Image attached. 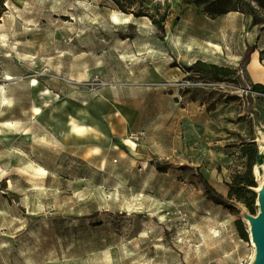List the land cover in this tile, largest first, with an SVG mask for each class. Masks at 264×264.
I'll return each mask as SVG.
<instances>
[{
    "label": "rangeland",
    "instance_id": "obj_1",
    "mask_svg": "<svg viewBox=\"0 0 264 264\" xmlns=\"http://www.w3.org/2000/svg\"><path fill=\"white\" fill-rule=\"evenodd\" d=\"M201 1L0 0V264H255L261 191L254 211L228 193L250 142L264 173V93L247 69L264 25L240 59L205 61L235 74L187 71L175 55L201 37L188 8L215 0ZM119 106L137 115L110 133ZM71 124L96 159L65 149Z\"/></svg>",
    "mask_w": 264,
    "mask_h": 264
},
{
    "label": "crops",
    "instance_id": "obj_2",
    "mask_svg": "<svg viewBox=\"0 0 264 264\" xmlns=\"http://www.w3.org/2000/svg\"><path fill=\"white\" fill-rule=\"evenodd\" d=\"M189 11H192L194 16L200 21L199 28L201 37L196 39L193 36L191 37L192 39H188L185 43L186 48H184V51L183 48H180L179 54L175 55L176 58H179L180 61L187 65H191L198 59L203 61L210 60L213 63H217L216 61L227 59L226 57L228 56L230 58L236 57L238 60L246 50L247 44L253 46L256 43L255 40L259 38V34L262 33L260 27H263V25L254 26L252 24L253 16L248 13L232 10L215 18H211L197 6L190 5L188 8ZM178 33L182 35V32ZM170 35H173V33H170ZM254 52L258 53L259 60L264 64V55H260V50L256 48ZM254 52L252 53L251 60ZM247 69L254 83L264 84V73L262 71H255L249 68V63ZM118 110H122L127 119H122L117 114ZM118 110L115 113L117 117L114 114L111 116V120L116 123L117 121L121 123L119 126L113 125V123L110 126L107 125L110 133H121L122 131L128 130L130 123L137 115V110L129 106H119ZM65 149L75 155L85 157L81 147L80 149H76L77 151H73L70 147H65ZM83 149L87 148L84 147ZM262 161L263 158H260L258 162Z\"/></svg>",
    "mask_w": 264,
    "mask_h": 264
},
{
    "label": "trees",
    "instance_id": "obj_3",
    "mask_svg": "<svg viewBox=\"0 0 264 264\" xmlns=\"http://www.w3.org/2000/svg\"><path fill=\"white\" fill-rule=\"evenodd\" d=\"M118 6L122 7L125 11L128 7H131L133 0H113ZM187 3H196L201 4V0H186ZM259 6L264 9V0H256ZM2 5H4V0H2ZM233 3V0H215L212 5L206 6L203 8V11L209 14L212 17L219 16L229 11L236 10L243 13H248L253 16L252 24L255 25H264V16L259 15L254 6L250 2H245L244 0H235L232 8H224L222 5H227ZM2 16V11H0V17ZM154 22L157 23V20L153 17ZM253 49H248L245 52L244 59H249ZM185 70L191 71L196 70L200 73H212L215 71L223 77H228L232 74H235V69L228 66H219L217 64H209L201 59H198L189 66H184ZM253 91L258 93H264V84L262 83H253ZM242 151L247 155V173L240 179L234 178V181L230 185V190L228 193L229 198L235 197L238 200H244L248 202V206L254 211L253 203L257 198L258 193L255 188L258 184L255 180L253 174V167L256 164V143L250 142L248 146L243 147ZM200 180L204 185L206 195L212 199L217 204L226 205L225 196L222 193H219L214 186L208 181L203 173L199 174ZM240 225V229L243 231V224L240 219L236 221Z\"/></svg>",
    "mask_w": 264,
    "mask_h": 264
},
{
    "label": "bare ground",
    "instance_id": "obj_4",
    "mask_svg": "<svg viewBox=\"0 0 264 264\" xmlns=\"http://www.w3.org/2000/svg\"><path fill=\"white\" fill-rule=\"evenodd\" d=\"M115 18H117V15H115ZM249 68L254 69L255 71H262L264 73V64L262 63V61L259 60L257 52H254V54H253V58H252L251 62H249ZM43 78H45V76ZM11 79H14V77L10 74H8L5 77V80H11ZM259 79H261V78H259ZM97 87H99V86H97ZM3 96H4V100H6L7 95L4 93ZM117 114H119L122 119H124V120L127 119L126 115L124 114V112L122 110H118ZM9 125L12 126L13 124L9 123ZM77 131L83 132L84 128L78 127L77 125L73 126L71 124L70 127L68 128L67 132H66V138H65L64 146L70 147L73 151H77L76 149H78V148L80 149V147H81L82 153L86 158H88L89 160L90 159L93 160V158L96 159L97 158L96 152L99 151V148L95 147L92 149L91 147H89L87 149H83V145H85V141L77 142V140L74 138L75 136H73V132H77ZM111 140H113L112 137H111ZM128 140H130L134 145H136V143L133 140H131V139H128ZM263 147H264L263 144H261L262 149H263ZM261 167H262V162L255 164V166H254L256 178L261 179L260 184L255 187V190L257 192H259L262 189V186L264 184V173L261 171ZM260 211H261V209H259L258 212L255 215H253L252 217H250L248 220L250 233H252L251 229H252V225H253V218H255V216ZM256 261H257V258L255 260V263H256Z\"/></svg>",
    "mask_w": 264,
    "mask_h": 264
},
{
    "label": "water",
    "instance_id": "obj_5",
    "mask_svg": "<svg viewBox=\"0 0 264 264\" xmlns=\"http://www.w3.org/2000/svg\"><path fill=\"white\" fill-rule=\"evenodd\" d=\"M261 195L258 196L262 204L261 211L253 218L251 234L257 245V261L255 264H264V185L262 186Z\"/></svg>",
    "mask_w": 264,
    "mask_h": 264
},
{
    "label": "built area",
    "instance_id": "obj_6",
    "mask_svg": "<svg viewBox=\"0 0 264 264\" xmlns=\"http://www.w3.org/2000/svg\"><path fill=\"white\" fill-rule=\"evenodd\" d=\"M129 138L131 140H133L134 142H137V141L142 139V133L141 132H134V133L130 134Z\"/></svg>",
    "mask_w": 264,
    "mask_h": 264
}]
</instances>
